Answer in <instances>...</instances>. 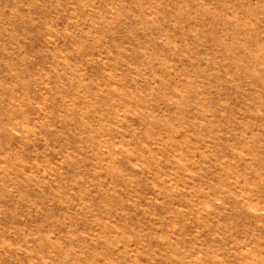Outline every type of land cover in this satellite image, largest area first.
I'll list each match as a JSON object with an SVG mask.
<instances>
[{"label": "rangeland", "instance_id": "1", "mask_svg": "<svg viewBox=\"0 0 264 264\" xmlns=\"http://www.w3.org/2000/svg\"><path fill=\"white\" fill-rule=\"evenodd\" d=\"M0 264H264V0H0Z\"/></svg>", "mask_w": 264, "mask_h": 264}]
</instances>
